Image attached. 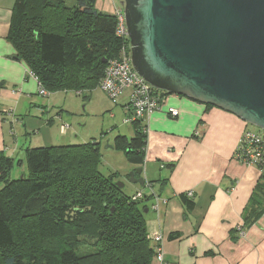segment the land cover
Masks as SVG:
<instances>
[{
  "label": "trees",
  "instance_id": "trees-1",
  "mask_svg": "<svg viewBox=\"0 0 264 264\" xmlns=\"http://www.w3.org/2000/svg\"><path fill=\"white\" fill-rule=\"evenodd\" d=\"M96 2L15 0L7 40L48 94L99 84L103 61L128 45L115 36V17L96 11ZM130 126L134 136L116 142L130 165L141 166L146 127L141 121ZM100 163L93 142L37 148L27 151L23 173L12 180L13 160L0 153V264H151L156 246L147 232L146 198L133 201L114 177L99 172ZM258 176L244 212L250 225L264 215V174ZM179 200L187 210L194 207L186 195Z\"/></svg>",
  "mask_w": 264,
  "mask_h": 264
},
{
  "label": "crops",
  "instance_id": "crops-1",
  "mask_svg": "<svg viewBox=\"0 0 264 264\" xmlns=\"http://www.w3.org/2000/svg\"><path fill=\"white\" fill-rule=\"evenodd\" d=\"M14 3L0 0V153L13 160V167L22 162L15 168L20 174L27 151L40 148L36 138H31L32 132L44 130L53 119L42 124L48 105L38 94V83L29 68L7 40ZM107 8L108 14L121 9L112 2ZM128 98L126 92L119 100L124 114ZM169 108L178 111L176 118L169 116ZM5 111L12 112V117ZM144 124V162L131 165V169L143 167L141 177L150 187L136 184L130 196L141 192L146 198L147 232L161 237L164 262L264 264V215L253 225L244 221L259 176L254 167L235 158L247 124L222 110L174 95L165 96L160 110L148 116ZM189 192L192 197L188 200L194 203L191 210L179 200ZM237 228L243 230L242 238L234 233ZM173 233L180 237L169 240ZM151 264L159 262L153 260Z\"/></svg>",
  "mask_w": 264,
  "mask_h": 264
},
{
  "label": "water",
  "instance_id": "water-1",
  "mask_svg": "<svg viewBox=\"0 0 264 264\" xmlns=\"http://www.w3.org/2000/svg\"><path fill=\"white\" fill-rule=\"evenodd\" d=\"M122 5L131 65L145 83L264 131V0H122ZM141 173L132 171L128 182L144 186L143 178H135Z\"/></svg>",
  "mask_w": 264,
  "mask_h": 264
},
{
  "label": "rangeland",
  "instance_id": "rangeland-1",
  "mask_svg": "<svg viewBox=\"0 0 264 264\" xmlns=\"http://www.w3.org/2000/svg\"><path fill=\"white\" fill-rule=\"evenodd\" d=\"M65 2L68 6H72L75 0H65ZM108 2L115 3L121 10H124L122 0H97L96 11L108 14ZM77 93L71 90H58L56 93L43 97L44 102L48 105V110L41 119L42 124L48 118L53 120L44 127V130H34L31 138H36L34 142L36 141L40 145L38 147L43 149L96 143L101 158L99 172L105 177H114L117 183L124 185V194L130 196L131 188L136 186L128 182V176L133 170L130 161L117 144L116 138L125 137L130 140L134 136V131L132 126L122 123L125 114L119 104L120 99L115 103L112 102L98 84L80 91V95ZM56 117L57 120H55ZM61 125L68 126L64 135L60 134ZM246 130L262 133V130L249 124H247ZM15 168L17 167H14L9 174L12 180L21 176V174L15 173ZM140 168L142 175L144 169ZM141 175H135V178H142ZM145 183L148 184L144 180V185Z\"/></svg>",
  "mask_w": 264,
  "mask_h": 264
},
{
  "label": "built area",
  "instance_id": "built-area-1",
  "mask_svg": "<svg viewBox=\"0 0 264 264\" xmlns=\"http://www.w3.org/2000/svg\"><path fill=\"white\" fill-rule=\"evenodd\" d=\"M112 15L116 19L115 36L121 40H127L128 45L121 47L116 58L106 61V67L98 86L114 103L126 92H129L128 104L125 108V118L122 123L124 125H132L138 121L144 123L148 116L160 110L165 96L162 97L161 94L163 92L153 89L133 70L123 10H115ZM38 94L43 97L49 95L39 84ZM4 114L12 117V112L10 111H5ZM168 114L170 117L176 118L178 111L174 108H169ZM67 130L68 126H60V134L64 135ZM145 133H147V129ZM235 158L243 164L256 168L259 174H264V131L262 133L244 131L239 140L238 152L235 154ZM144 186L150 187L149 183H145ZM142 196V193L139 192L133 196L132 200H139ZM186 197L191 198L192 193L189 192ZM237 236L238 238L244 236L241 228H237ZM152 241L156 244L154 260L159 262V264H166L161 253V246L159 245L161 237L154 235L152 236Z\"/></svg>",
  "mask_w": 264,
  "mask_h": 264
}]
</instances>
